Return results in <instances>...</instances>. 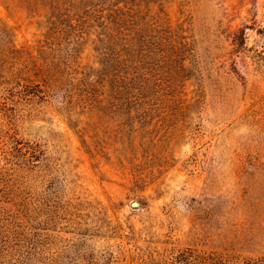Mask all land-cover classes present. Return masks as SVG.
I'll return each mask as SVG.
<instances>
[{"label":"rangeland","instance_id":"374dc122","mask_svg":"<svg viewBox=\"0 0 264 264\" xmlns=\"http://www.w3.org/2000/svg\"><path fill=\"white\" fill-rule=\"evenodd\" d=\"M0 264H264V0H0Z\"/></svg>","mask_w":264,"mask_h":264},{"label":"water","instance_id":"95a60500","mask_svg":"<svg viewBox=\"0 0 264 264\" xmlns=\"http://www.w3.org/2000/svg\"><path fill=\"white\" fill-rule=\"evenodd\" d=\"M134 206H137V204H135Z\"/></svg>","mask_w":264,"mask_h":264}]
</instances>
